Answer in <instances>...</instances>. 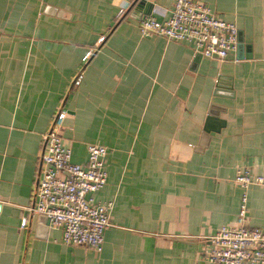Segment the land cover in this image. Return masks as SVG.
I'll return each instance as SVG.
<instances>
[{
	"label": "crops",
	"instance_id": "crops-1",
	"mask_svg": "<svg viewBox=\"0 0 264 264\" xmlns=\"http://www.w3.org/2000/svg\"><path fill=\"white\" fill-rule=\"evenodd\" d=\"M145 1L0 0V264H210L208 238L236 223L245 191L236 170L264 178V0H201L238 28L224 61L143 36L140 20L165 19L175 0ZM60 108L74 163L88 144L108 151L100 252L28 211ZM246 192L247 224L264 230V183Z\"/></svg>",
	"mask_w": 264,
	"mask_h": 264
},
{
	"label": "built area",
	"instance_id": "built-area-1",
	"mask_svg": "<svg viewBox=\"0 0 264 264\" xmlns=\"http://www.w3.org/2000/svg\"><path fill=\"white\" fill-rule=\"evenodd\" d=\"M126 8L119 10V16ZM143 36H161L168 41L183 42L204 57L224 61L237 45L238 28L234 22L218 17L201 0H175L168 17L163 20L147 15L140 20ZM102 40V38H101ZM88 52L81 63L89 59ZM83 78L82 68L73 78L77 87ZM67 115L60 108L54 114L49 129L42 136L38 152L33 202L28 207L32 214L47 218L51 228L62 231L67 245H80L100 252L104 231L110 226L113 201L96 200L95 193L107 182V148L99 144L87 145V161H72V152L63 144L61 128ZM235 182L245 191L242 194L234 225L221 226L208 238L211 249L206 255L210 264H264V230L247 224V192L252 184H263L262 176L249 170L237 169ZM28 217L21 219L25 228Z\"/></svg>",
	"mask_w": 264,
	"mask_h": 264
},
{
	"label": "water",
	"instance_id": "water-1",
	"mask_svg": "<svg viewBox=\"0 0 264 264\" xmlns=\"http://www.w3.org/2000/svg\"><path fill=\"white\" fill-rule=\"evenodd\" d=\"M145 2H146L145 0H134V4L137 6V8L142 7L143 4H145ZM207 120L208 121H207L206 126L204 128V137L208 136L207 134L209 131L214 130V128H211V126L209 125V122L215 120L214 115L211 114V116H209V118Z\"/></svg>",
	"mask_w": 264,
	"mask_h": 264
}]
</instances>
